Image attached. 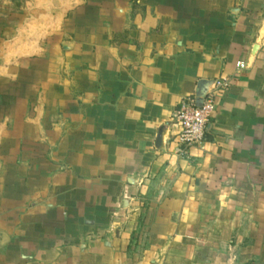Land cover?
Wrapping results in <instances>:
<instances>
[{
  "label": "rangeland",
  "instance_id": "obj_1",
  "mask_svg": "<svg viewBox=\"0 0 264 264\" xmlns=\"http://www.w3.org/2000/svg\"><path fill=\"white\" fill-rule=\"evenodd\" d=\"M183 15L190 29L198 25L205 31H226L235 24L247 35L253 31L250 42L264 48V0H0V171L19 173L27 167L29 176L31 171L41 175V205L53 202L59 217L71 205L80 208L75 214L77 231L92 216L85 210L90 202L106 201L111 207L102 216L104 234L82 226L76 239L63 238L72 242L76 264H264V141L255 132L256 117L247 124L256 146L248 158L253 172L249 192L230 182L233 196L203 198L212 206L203 212H198L193 191L198 183L205 184L200 169H205L203 175L213 173L204 162L183 166V189L188 188L192 198H174L177 209L161 197L169 182H156L155 187L140 173L132 183L126 176L101 182L90 179V169L83 164V113L96 102L99 68L113 61L109 49L113 54L115 49L132 51L149 33L164 29L182 33ZM223 40L222 35L216 43L223 45ZM215 80L226 83L216 89L218 95L231 84L222 73ZM1 178L3 195L11 181H20V175ZM27 189L30 207L37 195L34 188ZM64 235L58 239L64 244L54 264H68L63 255L66 241H60ZM85 241L91 243L86 248L94 253L91 256L102 261L84 262L79 244ZM106 241L112 246L106 247ZM50 243L44 246L46 261L58 242Z\"/></svg>",
  "mask_w": 264,
  "mask_h": 264
},
{
  "label": "crops",
  "instance_id": "obj_2",
  "mask_svg": "<svg viewBox=\"0 0 264 264\" xmlns=\"http://www.w3.org/2000/svg\"><path fill=\"white\" fill-rule=\"evenodd\" d=\"M184 11L187 12L186 4ZM213 16L216 15L212 14L211 18ZM183 22L182 33L164 29L149 33L146 41L132 51L128 48L120 51L115 49L116 53L113 54V50L109 49V58L113 61L110 65L105 61L99 68L100 76L96 80L99 92L94 98L96 102L83 113L82 159L83 164L90 169L92 180L106 182L116 178L120 181L126 176V180L132 183L137 180L136 173H140L138 176L145 177V181L153 185L156 182H169L168 189L165 188L161 197L168 199L165 204L169 208L175 209L174 198L181 197L186 201L191 196H188V188L183 189V166L190 167L196 161L204 162L213 173L203 175L205 169L202 172L200 169L199 174H203L198 176L203 177L205 184L198 183L193 191L197 197L198 212H203L212 207L203 198L211 196L220 199L230 195V182L242 184L244 188L241 191L249 192L247 187L253 172L248 158L254 154L256 147L252 141L254 136L248 133L247 127L252 116L256 117L255 132L264 137V48L250 42L253 31L247 35L239 31L235 24L226 31H205L203 26L198 25L190 29L185 25L187 20L184 15ZM178 33L176 46H173L171 41L176 39ZM258 34L261 36L260 31ZM222 35L223 45H219L216 38ZM209 37H212L211 41H208ZM255 46L257 48L254 51ZM121 51L124 55H121ZM256 51L258 53L255 55ZM238 61H242L245 67H236ZM221 73L230 78L231 84L226 91L215 95L216 109L205 145L191 147L185 154L179 153L176 141L179 126L174 120V113L183 98L195 95L199 81H214ZM256 99L259 101L257 106ZM161 126H164L162 146L157 147L156 139ZM177 166L180 168L178 172L175 169ZM36 167H39L38 163ZM3 170L0 175H20V181L18 184L11 181L6 195H3L5 190H0V264H51L52 260L54 264L61 257L59 246L64 243L59 245L58 239L64 235V230L68 234L66 231L60 239L66 241L63 255L68 264H76L77 255L68 239H76L82 226L90 228V233L95 229L104 231L102 216L111 207L106 201L103 206L90 202L85 210L88 209L92 216L86 218L77 231L75 214L80 208L71 205L70 209L62 212L65 215L59 217L61 211L53 202L46 208L41 205V175L31 171L29 176L27 167L19 173ZM210 182L212 186H208ZM223 182L227 186H221ZM28 187L34 188L37 195L32 198L36 200L30 207L26 205ZM179 209L183 212L182 207ZM59 218L63 220L62 230ZM67 235L69 238L63 239ZM49 241L51 245L52 241L58 243L51 251V261H46L44 246ZM104 244L106 247L111 245L107 241ZM79 246L84 262L102 261L91 256L94 253L90 249L86 250L91 243L85 241Z\"/></svg>",
  "mask_w": 264,
  "mask_h": 264
},
{
  "label": "built area",
  "instance_id": "obj_3",
  "mask_svg": "<svg viewBox=\"0 0 264 264\" xmlns=\"http://www.w3.org/2000/svg\"><path fill=\"white\" fill-rule=\"evenodd\" d=\"M236 66L245 67L242 61H238ZM225 84V82L213 81L211 88L202 98L201 105H197L196 95H190L181 100L179 108L173 115L179 126L176 136L179 153L185 154L187 149L204 143L216 109V89L222 88Z\"/></svg>",
  "mask_w": 264,
  "mask_h": 264
},
{
  "label": "water",
  "instance_id": "obj_4",
  "mask_svg": "<svg viewBox=\"0 0 264 264\" xmlns=\"http://www.w3.org/2000/svg\"><path fill=\"white\" fill-rule=\"evenodd\" d=\"M257 48V46H255L253 48V50L255 51V49ZM213 81H206V80H202L199 81L197 84V88H196V97H197V105H201V101L202 98L205 97L208 89L210 88V86L212 85ZM163 131H164V126H161L159 129V133L157 135V139H156V146L157 147H161L162 146V135H163Z\"/></svg>",
  "mask_w": 264,
  "mask_h": 264
}]
</instances>
